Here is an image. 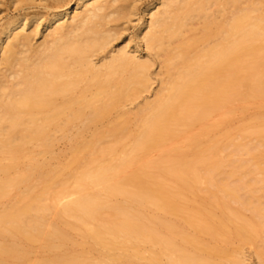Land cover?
Here are the masks:
<instances>
[{
    "label": "bare ground",
    "instance_id": "obj_1",
    "mask_svg": "<svg viewBox=\"0 0 264 264\" xmlns=\"http://www.w3.org/2000/svg\"><path fill=\"white\" fill-rule=\"evenodd\" d=\"M141 1L0 0V264H264V165L228 160L264 141L139 164L264 96V0Z\"/></svg>",
    "mask_w": 264,
    "mask_h": 264
},
{
    "label": "rangeland",
    "instance_id": "obj_2",
    "mask_svg": "<svg viewBox=\"0 0 264 264\" xmlns=\"http://www.w3.org/2000/svg\"><path fill=\"white\" fill-rule=\"evenodd\" d=\"M151 0H142L139 3V7H142L145 2ZM4 8V7H3ZM5 13H3L4 15ZM133 31V30H132ZM158 71V69H156ZM158 89V84H153L151 92L145 94L144 98L141 97L135 101L134 104L130 106L132 110H136L139 104H142L145 100H152L154 97V91ZM114 118H120V114H114ZM264 126V96L258 98H250L246 101H240L233 103L228 106L227 109L218 111L212 114L203 124H195L192 127L188 128L184 133L176 137L174 140L168 142L162 148L156 149L148 154L139 164L148 160H158L162 154H176L177 150L185 152L188 156L191 153L187 152L190 140L194 137L201 136L198 141L199 147L197 148L200 153L206 149L207 145L213 141L217 142L220 146L227 144V142H240L244 137L243 142L249 143L250 145L258 146L259 142L264 141L262 137H257L254 134V130ZM75 147L74 144L69 142L60 141L56 147L57 151H61L64 156L60 158L58 162L64 163L68 161L71 157V150ZM262 150V148H260ZM227 153V152H226ZM224 155V154H223ZM222 155V156H223ZM228 160H241L244 161L247 166L244 171H241L238 176L246 172L247 170L256 169L258 165H264V153L258 152L256 156L253 157L250 154H247V151H242L239 154L230 156ZM57 162V163H58ZM229 170V168H226ZM64 178H68L69 172H64ZM254 177L257 180H261L257 184V188L264 187V174L260 171L254 172ZM258 195L264 197V193L260 192ZM205 197L203 193H199L198 197L189 195L188 204L197 207L201 198ZM264 200V199H263ZM1 208V205H0ZM207 210L214 211L216 214H219L218 210H215L212 206L207 205ZM246 217H250L251 214L248 211H244ZM89 230V228H88ZM72 237L77 240V244L74 249H63L62 252H70L72 250H81V245L79 244L80 239L77 238L75 233L71 234ZM237 247L238 244H235ZM241 248V246H240ZM242 253L246 258L247 264H257L255 258V248L249 244L242 246ZM44 253L39 249V246H34L33 257H42Z\"/></svg>",
    "mask_w": 264,
    "mask_h": 264
}]
</instances>
